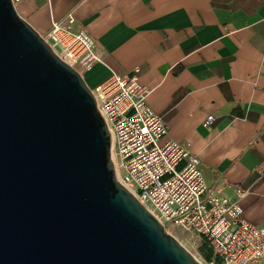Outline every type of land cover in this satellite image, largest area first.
<instances>
[{"label": "water", "instance_id": "95a60500", "mask_svg": "<svg viewBox=\"0 0 264 264\" xmlns=\"http://www.w3.org/2000/svg\"><path fill=\"white\" fill-rule=\"evenodd\" d=\"M0 264H203L118 179L82 73L0 0Z\"/></svg>", "mask_w": 264, "mask_h": 264}, {"label": "crops", "instance_id": "0c3cea01", "mask_svg": "<svg viewBox=\"0 0 264 264\" xmlns=\"http://www.w3.org/2000/svg\"><path fill=\"white\" fill-rule=\"evenodd\" d=\"M16 8L42 34L73 12L104 54L83 73L91 88L139 68L149 106L198 154L209 187L237 198L247 221L264 222V0H21ZM236 187L247 191L237 196Z\"/></svg>", "mask_w": 264, "mask_h": 264}, {"label": "built area", "instance_id": "2783aa9c", "mask_svg": "<svg viewBox=\"0 0 264 264\" xmlns=\"http://www.w3.org/2000/svg\"><path fill=\"white\" fill-rule=\"evenodd\" d=\"M21 0H13L16 4ZM73 12L53 20L44 38L64 60L84 73L104 54L96 40L75 27ZM130 74L112 72L92 88L112 135V156L119 181L173 234H193L206 241L219 261L208 264H264V222L247 221L237 198L209 187L198 154L169 136L164 116L147 102L149 90ZM215 120L209 114L204 125ZM236 195L247 190L236 187Z\"/></svg>", "mask_w": 264, "mask_h": 264}, {"label": "rangeland", "instance_id": "374dc122", "mask_svg": "<svg viewBox=\"0 0 264 264\" xmlns=\"http://www.w3.org/2000/svg\"><path fill=\"white\" fill-rule=\"evenodd\" d=\"M176 237L182 242L194 255H198L203 261H206L204 258V254L201 252V250L192 244V236L193 234H190L188 232H183L182 230L176 229L173 230Z\"/></svg>", "mask_w": 264, "mask_h": 264}, {"label": "trees", "instance_id": "16d2710c", "mask_svg": "<svg viewBox=\"0 0 264 264\" xmlns=\"http://www.w3.org/2000/svg\"><path fill=\"white\" fill-rule=\"evenodd\" d=\"M198 248L201 250V252L204 254V258L207 262L210 261H219V259L215 256L212 248L208 245L206 241H203Z\"/></svg>", "mask_w": 264, "mask_h": 264}, {"label": "bare ground", "instance_id": "6f19581e", "mask_svg": "<svg viewBox=\"0 0 264 264\" xmlns=\"http://www.w3.org/2000/svg\"><path fill=\"white\" fill-rule=\"evenodd\" d=\"M195 256L198 258V260H200L203 264H208L206 263V261H203L198 255L195 254Z\"/></svg>", "mask_w": 264, "mask_h": 264}]
</instances>
